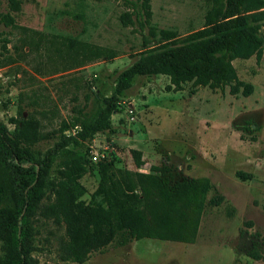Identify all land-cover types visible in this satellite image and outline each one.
Instances as JSON below:
<instances>
[{"label": "rangeland", "instance_id": "1", "mask_svg": "<svg viewBox=\"0 0 264 264\" xmlns=\"http://www.w3.org/2000/svg\"><path fill=\"white\" fill-rule=\"evenodd\" d=\"M5 2L0 0L2 10ZM207 8V0H150L152 16L145 24L135 15L132 23L124 22L126 12L140 10L136 0H23L14 26L0 22V118L13 129L10 118L20 112L38 117L45 153L60 141L64 121L93 109L97 92L112 94L148 39L155 45L161 29L181 36L200 29ZM86 43L116 56L88 60L78 50ZM233 63L240 79L254 85L252 94L233 95L228 86L212 89L192 81L174 90L168 75H138L121 98L124 107L112 115V128L77 148H89V156L98 151L131 170L137 169L131 149H139L146 161L141 170L159 165L172 183L211 178L209 198L221 194L224 200L207 206L196 241H115L85 262H64L58 256L64 228L50 221L36 235V264H264V52L260 59ZM96 164L82 178L86 201L99 184ZM4 257L0 239V264Z\"/></svg>", "mask_w": 264, "mask_h": 264}, {"label": "trees", "instance_id": "2", "mask_svg": "<svg viewBox=\"0 0 264 264\" xmlns=\"http://www.w3.org/2000/svg\"><path fill=\"white\" fill-rule=\"evenodd\" d=\"M0 22L14 26L23 0H5ZM140 3L137 13L124 14V22L144 17L149 22L150 0ZM205 22L200 29L181 36L174 29H161L155 45L147 40L139 58L118 76L112 94H95V106L71 121H64L60 141L45 153L39 147L44 135L41 120L30 115L10 118L14 128L0 118V239L4 264H36L39 226L53 222L64 231L58 238V256L64 262H85L96 251L117 241L126 245L142 238L194 243L208 205H220L211 178H183L170 182L159 165L141 168L143 152L131 149L136 170L118 167L102 156L95 163L99 184L86 201L82 178L94 170L89 148L79 150L85 140L112 128V115L138 75L170 77V89L184 83L228 86L233 95H250L251 82L240 79L235 59H260L264 52V0H207ZM77 42V41H76ZM88 60L113 58L105 47L81 44ZM75 129V133L66 131ZM252 129V128H251ZM55 169L53 170L54 165ZM240 177L245 174L238 171ZM261 258L260 254L254 255Z\"/></svg>", "mask_w": 264, "mask_h": 264}, {"label": "built area", "instance_id": "3", "mask_svg": "<svg viewBox=\"0 0 264 264\" xmlns=\"http://www.w3.org/2000/svg\"><path fill=\"white\" fill-rule=\"evenodd\" d=\"M124 104H125V102L124 101H121V103H120V109L122 107H124ZM127 106H128L127 107V112L131 115V118L134 119L135 116H134V109H133L132 105L131 104H128ZM101 156H104V154H100L98 151H95L92 154V158L91 159H92L93 162H97Z\"/></svg>", "mask_w": 264, "mask_h": 264}]
</instances>
